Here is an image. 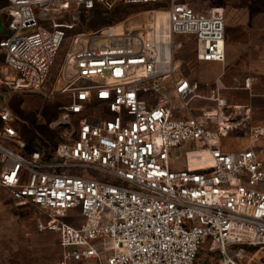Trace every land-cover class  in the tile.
Instances as JSON below:
<instances>
[{
	"label": "built area",
	"instance_id": "2783aa9c",
	"mask_svg": "<svg viewBox=\"0 0 264 264\" xmlns=\"http://www.w3.org/2000/svg\"><path fill=\"white\" fill-rule=\"evenodd\" d=\"M160 1L8 0L3 84L43 94L80 12ZM156 12L141 29L71 36L58 76L69 101L57 125L68 130L50 152L23 140L0 106V188L42 212L39 232L58 236L59 259L41 264H197L204 246L218 264H243L251 249L244 264H264L250 262L264 254V161L255 146L264 125L248 126L249 105L229 104L219 80L181 75L174 59L176 38L190 37L197 62L224 63V10L168 0L159 24ZM247 128L249 146H222Z\"/></svg>",
	"mask_w": 264,
	"mask_h": 264
},
{
	"label": "rangeland",
	"instance_id": "374dc122",
	"mask_svg": "<svg viewBox=\"0 0 264 264\" xmlns=\"http://www.w3.org/2000/svg\"><path fill=\"white\" fill-rule=\"evenodd\" d=\"M198 13H206L212 7H222L225 19L226 58L222 64L200 63L195 60V42L190 37L176 38L174 59L178 72L186 77L213 83L219 80L226 89L224 95L229 104H247L251 108L248 126L264 125V0H180ZM8 0H0V9ZM168 0L156 5L128 6L116 3L111 7L97 6L91 12L78 14V27L70 32L57 52L43 94L14 90L3 84V55L0 53V106L7 107L14 116V126L20 137L50 152L65 139L67 128L57 125L59 108L69 101L67 93H61L62 82L58 78L74 33H95L107 27L141 29L148 25L154 11H164ZM1 38V36H0ZM247 77L256 80L249 91L241 90ZM254 96H258L255 98ZM262 97V98H260ZM255 106V107H254ZM1 125V123H0ZM250 129L231 132L222 140L228 151H236L250 145ZM254 141V139H253ZM264 161V137L255 141ZM90 173L93 177L98 174ZM42 212L31 204H21L6 189L0 188V264H41L57 261L60 257L58 236L53 232H39L36 224L43 219ZM253 249L247 250L241 263L249 262ZM264 257H254L257 263ZM197 264H218V254H210L201 248Z\"/></svg>",
	"mask_w": 264,
	"mask_h": 264
},
{
	"label": "bare ground",
	"instance_id": "6f19581e",
	"mask_svg": "<svg viewBox=\"0 0 264 264\" xmlns=\"http://www.w3.org/2000/svg\"><path fill=\"white\" fill-rule=\"evenodd\" d=\"M156 18H157L158 24L162 23L165 19V12L164 11H157L156 12ZM122 29H123V27H121V26L110 27L109 32L119 34L122 32Z\"/></svg>",
	"mask_w": 264,
	"mask_h": 264
},
{
	"label": "crops",
	"instance_id": "0c3cea01",
	"mask_svg": "<svg viewBox=\"0 0 264 264\" xmlns=\"http://www.w3.org/2000/svg\"><path fill=\"white\" fill-rule=\"evenodd\" d=\"M225 51H226V39H225ZM241 90H243V89H241ZM244 91V90H243ZM255 98H258V96H254ZM260 98H262V97H260ZM264 101V100H263ZM255 107V106H254Z\"/></svg>",
	"mask_w": 264,
	"mask_h": 264
},
{
	"label": "water",
	"instance_id": "95a60500",
	"mask_svg": "<svg viewBox=\"0 0 264 264\" xmlns=\"http://www.w3.org/2000/svg\"><path fill=\"white\" fill-rule=\"evenodd\" d=\"M0 33H2V28H1V20H0Z\"/></svg>",
	"mask_w": 264,
	"mask_h": 264
}]
</instances>
